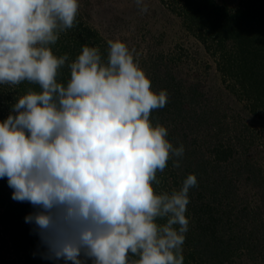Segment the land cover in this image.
Segmentation results:
<instances>
[{
    "label": "clouds",
    "instance_id": "9594fccd",
    "mask_svg": "<svg viewBox=\"0 0 264 264\" xmlns=\"http://www.w3.org/2000/svg\"><path fill=\"white\" fill-rule=\"evenodd\" d=\"M141 13L144 0H136ZM80 0H0V85L29 88L0 121V179L59 264H184L189 174L179 190L157 192L183 144L151 115L168 102L156 92L135 50L117 39L107 58L83 46L56 55L61 33L77 24ZM69 75L61 81L62 69ZM131 257H137L132 259Z\"/></svg>",
    "mask_w": 264,
    "mask_h": 264
},
{
    "label": "trees",
    "instance_id": "16d2710c",
    "mask_svg": "<svg viewBox=\"0 0 264 264\" xmlns=\"http://www.w3.org/2000/svg\"><path fill=\"white\" fill-rule=\"evenodd\" d=\"M170 3L167 6L185 20L188 30L206 46L211 45L215 53H219L223 76L236 79L239 83L238 95L249 103L251 112H264V0H239L238 5L231 9L228 4L218 0H171ZM108 41L87 24L79 13L76 26L61 33L52 50L58 56L67 53L70 60H74L83 46H95L106 59ZM61 71V81L65 82L69 75L68 69L65 67ZM168 84L166 90L180 91L179 85ZM5 86L8 89L9 86ZM1 87L4 86L0 85V121L7 118L11 105L29 88L39 91L37 85L26 82L9 87L8 90H1ZM7 91L10 95L5 100ZM181 96V92L168 93L166 106L151 115L154 124L159 123L168 128V139L175 147L183 144L185 148L181 159L183 168L173 167V161L170 160L164 172L157 174L161 184L156 187V191L179 190L183 180L189 174H194L198 184L189 192L190 203L186 216L190 223L182 251L184 264H234V258L241 248L244 247L246 253L250 254L254 248L263 247L260 246L262 239L254 241V231L249 232L250 237L246 236L245 239L233 235L236 223L241 219L243 222L249 221L258 213L245 206L239 211L240 220L234 221L235 218H232L233 209L227 203L230 201L228 197L232 179L226 170L232 166L230 161L234 150L221 140H212L211 145L203 147L204 151L200 152L202 142L198 137L187 141L189 132L200 128L205 116L204 113L196 114L186 109ZM187 118L190 120L186 121ZM171 122H179L180 127L174 125L170 129L168 125ZM12 192L7 178L0 179V223L7 248L13 257H19L25 264H39L37 260L40 256L37 253L45 249L33 225L25 222V217L34 209L27 202L14 201ZM261 225L264 227V221ZM12 264H15L14 261Z\"/></svg>",
    "mask_w": 264,
    "mask_h": 264
},
{
    "label": "rangeland",
    "instance_id": "374dc122",
    "mask_svg": "<svg viewBox=\"0 0 264 264\" xmlns=\"http://www.w3.org/2000/svg\"><path fill=\"white\" fill-rule=\"evenodd\" d=\"M165 1L144 0L148 11L141 13L136 0H80L79 13L105 39H119L135 50L154 91L166 90L168 83L179 85L180 91L166 90L167 94L181 92L183 96L180 98H183L186 109L196 114L204 113V123L197 130L189 132L187 141L198 137L202 142L200 152L210 146L212 140H221L233 148L232 166L226 170L232 179L230 201L225 202L230 203L233 209L234 221L240 220L239 211L245 206L258 213L249 221L243 222L241 219L236 223L233 235L245 239L246 236L250 237L249 232L254 231V241H263H260L263 247L254 248L250 254L246 253L244 247L241 248L233 262L264 264V227L261 225L264 221V112H251L249 103L239 97L236 79L223 76L219 53L189 31L185 20L167 6L171 0ZM218 1L228 4L230 9L239 2ZM3 86L5 88L1 87V90L10 87L7 89V86ZM5 94L6 100L10 94L8 91ZM189 120L187 118L186 121ZM174 125L180 127L179 122H171L168 127L171 129ZM182 165L180 161V169ZM2 231L0 223V264H12L13 261L15 264H25L22 259L10 254ZM43 253L44 250L37 253L40 256L37 260L39 264H55L42 258ZM59 264H63V261Z\"/></svg>",
    "mask_w": 264,
    "mask_h": 264
}]
</instances>
